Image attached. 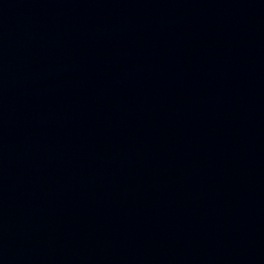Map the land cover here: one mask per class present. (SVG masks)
Segmentation results:
<instances>
[{"label": "water", "instance_id": "95a60500", "mask_svg": "<svg viewBox=\"0 0 264 264\" xmlns=\"http://www.w3.org/2000/svg\"><path fill=\"white\" fill-rule=\"evenodd\" d=\"M0 264H264V0H0Z\"/></svg>", "mask_w": 264, "mask_h": 264}]
</instances>
